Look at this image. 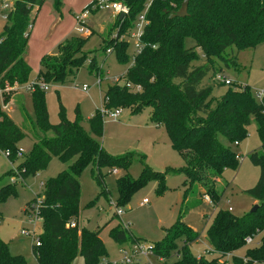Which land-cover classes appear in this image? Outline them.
I'll use <instances>...</instances> for the list:
<instances>
[{"label": "trees", "instance_id": "1", "mask_svg": "<svg viewBox=\"0 0 264 264\" xmlns=\"http://www.w3.org/2000/svg\"><path fill=\"white\" fill-rule=\"evenodd\" d=\"M112 1L124 4L129 10L122 19L115 17L108 38L102 39V51L110 50L119 63L128 59L127 33L145 6H149L140 38L143 47L133 57L124 79V84L138 86L139 91L114 83L102 93L103 109L131 108V114H138L149 108L150 121L165 130L172 148L184 160L181 173L189 189L201 183L206 189L204 194L213 204L219 200L214 188L216 180L224 170L235 169L238 165V156L230 146L247 137L251 121L261 141V151L248 156L250 163L259 169L258 180L253 188L245 191L257 202L256 211L236 218L230 211L218 209L206 230L208 246L218 257L204 260L192 256L189 246L197 235L180 219L167 230L162 242L151 246L153 256L158 264H168L165 260L176 251V261L169 264H226V257L245 246L246 238L259 237V243L247 248L243 259L233 257L232 264H264V89L261 102L252 96L248 86L238 87L233 83L223 95L215 98L211 95V86L203 83L213 71L214 59L238 68L236 58L224 59L226 49L234 47L239 52L264 42V0H191L183 18H170L179 10L182 0ZM43 3L44 0H14L0 35V91L5 97L2 101L0 94V152H8L6 158L10 162L19 158L20 163L12 176L21 180L44 170L53 158L72 162L67 170L48 179L43 192L28 204L42 223V232L36 236L39 245L34 243L31 247L36 264H71L77 256L83 259V264H111L102 261L106 251L99 232L78 227L81 195L78 179L88 165L98 169L101 166L125 169L133 155L114 158L103 151L98 142L103 130L98 110L88 120L90 133L80 125L77 109L76 119L68 121L60 106L59 121L51 125L45 94L38 85H34L30 97L39 134L29 130L30 135L34 134L31 149L25 155L18 153V144L27 137L24 129L28 125L23 126L24 129L16 126L2 109L10 98L4 94L8 92L4 91L6 88L28 84L31 69L24 55L29 19L32 9L40 8ZM60 6L61 0H55L53 7L58 10ZM113 30L117 31L116 37H111ZM186 40L193 44L186 47ZM84 42L79 38L65 40L58 45L57 55L42 57L37 81L62 85L74 77L86 60L82 51ZM200 58L203 62L193 65ZM143 175L155 179L160 192L166 190L161 173L145 168ZM13 183L0 188V203L13 193ZM116 185L118 198L114 205L117 208L126 205L141 180L133 181L124 176ZM72 222L75 226L69 227ZM110 237L116 244L137 242L121 227L111 229ZM178 242L182 244L180 249ZM0 264L27 262L20 255H11L0 239Z\"/></svg>", "mask_w": 264, "mask_h": 264}, {"label": "rangeland", "instance_id": "2", "mask_svg": "<svg viewBox=\"0 0 264 264\" xmlns=\"http://www.w3.org/2000/svg\"><path fill=\"white\" fill-rule=\"evenodd\" d=\"M54 1L44 0L40 10L33 8L31 12L30 36L24 55L31 69L27 85L40 84L36 79L40 69V56L47 52L44 43L34 41L37 33L40 36L38 40L51 39L49 43L53 39H59L57 36L64 37L62 41L84 39L82 51L86 56L85 62L75 71L74 77H70L65 84L48 85L44 96L48 121L51 125L59 121L60 106L68 121L76 119L77 109L80 125L90 133L88 120L97 110L101 112V93L114 83L115 78L118 79V85L124 84L125 74L136 55L134 39L136 29L133 27L127 33L129 34L126 38L128 59L124 63H119L114 53L107 54L102 51V39L108 38V32L103 33L102 30L112 22L113 12L91 11L80 21V17L93 0H76V2L61 0L62 7L60 6L58 10L53 7ZM12 6L13 2H9L3 14H7ZM4 25L5 22L0 20V35ZM82 28L87 29L90 34L81 35L82 33L77 30ZM116 34V30L111 32V36ZM120 38L122 39L123 36L121 35ZM33 42L41 45L33 47ZM192 44L191 40L185 41L186 47ZM53 51V54L57 52L56 49ZM223 57L227 61L236 58L238 68L236 69L231 63L226 65L224 61L214 59L213 71L203 80L204 84L211 86L212 97L217 98L225 93L228 86L223 83L218 85V82L228 80L238 87L248 86L252 96L257 99V94L264 89V42L239 52L234 47L228 48ZM201 62L203 59L200 58L199 61L193 62V65ZM89 64L92 65L91 68ZM83 87L85 90L82 89ZM11 92L12 89H8V92L4 93L10 96L8 102L19 96L18 94L12 97ZM0 94H2L1 100L5 101L3 92L0 91ZM21 95L24 112L32 121L34 131L39 134L30 93L25 91ZM2 109L5 110L3 106ZM117 109H121V112L115 120L110 119L106 114H101L103 130L98 142L103 151L114 158L128 154L133 157L125 169L108 166H101L98 169L95 165H88L82 169L78 179L81 193L78 227L99 232V238L106 251L102 261L114 264L119 263L124 256L122 249L130 254L131 246L130 243H114L110 237L111 229L121 227L126 230L128 236L147 247L162 242L167 230L180 219L185 227L197 235V239L189 246L192 256L202 257L204 260L217 258L218 255L210 250L205 239L206 230L213 221L216 211L218 209L227 211L230 208L232 216L241 218L250 213L256 205L245 194L246 190L255 186L259 176V169L248 159L250 154L261 151V141L256 133L254 121H251L248 127L247 137L242 142L230 146L238 156V165L235 169L223 171L219 183L214 187L219 194V200L213 204L211 201L210 203L205 201V197L209 198V196L204 194L206 189L201 183L189 189L181 173L184 160L172 148L165 130L160 126L156 127L150 121L149 108L138 114H131V108ZM7 115L16 126L24 129L19 111L14 105L8 109ZM24 130L27 131V137L18 144V149L25 155L31 149L34 134L30 135L32 132L30 125ZM29 130L31 132L28 133ZM19 163V158L10 162L4 153L0 152V188L14 182L13 193L0 203V239L7 245L11 255H20L27 264H36L31 247L36 236L42 232V223L28 204L43 192L44 184L48 179L55 178L61 171L67 170L72 162H62L53 158L44 170L35 176H27L24 180L12 176ZM145 168L162 174L166 190L160 192L157 181L143 175ZM124 176L133 181L140 179L141 185L130 194L126 205L116 208L114 205L118 198L116 182ZM143 200H147V203L142 204ZM117 210L122 212L121 215H116ZM21 231L28 234L22 235ZM258 243L259 237H256L250 245L245 244L235 253L228 255L225 259L226 264H232L233 257L243 259L246 249ZM181 246L182 244L178 242V249ZM176 258L177 253L174 251L165 262L173 263ZM140 260L139 264H158L157 258L153 255ZM71 264H83V259L77 256Z\"/></svg>", "mask_w": 264, "mask_h": 264}, {"label": "built area", "instance_id": "3", "mask_svg": "<svg viewBox=\"0 0 264 264\" xmlns=\"http://www.w3.org/2000/svg\"><path fill=\"white\" fill-rule=\"evenodd\" d=\"M9 2H13L14 5V0H0V20H3L5 23L8 20V12L7 14H3V10L6 9L7 5ZM148 4L145 6V9L143 10V12L140 14V16L137 18L135 24H134V28L136 29V33L134 35V39L136 41V53H139L143 47V45L140 43V38L142 36L143 33V27L146 24V20L144 18V15L147 11L148 8ZM12 10V8H11ZM97 10H110L111 12H113V14L116 17H119L121 14H123V16H126L129 12L128 8L120 3V2H115L112 0H93L90 4L89 7H87V9L85 10L84 14L80 17V21H82L84 19V16H86L89 12L91 11H97ZM83 26V25H82ZM79 33H82L81 35H89L90 32L84 28L77 30ZM116 37V36H115ZM110 50H107L106 53H109ZM115 83L118 82V80H114ZM40 84H29L26 86V89L28 91H32L34 85H38L40 89H42L43 91H47L48 90V85L39 82ZM220 83H223L227 86H230L232 82L228 81V80H220ZM127 88H133L136 91H139V87H132L131 84L129 83H125L124 84ZM9 88H6L4 91H8ZM83 90H85V88H82ZM262 99V92L257 94V100L259 102H261ZM5 105H3L4 107ZM5 108V107H4ZM121 109H114V110H106V109H101V114H106L110 119H117V117L120 115ZM263 114H264V109H263ZM18 153H21L20 149L18 151ZM4 155L7 157L8 156V152H4ZM205 201L210 203V200L208 197H205ZM147 200H143L142 204H146ZM228 211H231L230 208H228ZM121 211L117 210L116 211V215L119 216L121 215ZM75 223H70L69 227H74ZM22 235H27L28 233L25 231H21L20 232ZM253 238L248 237L245 239V244L250 245L252 243ZM35 246L39 245V242L37 240H35ZM130 254H127L123 249L121 250V252H123V257L122 259L119 261V263H114V264H139V262L141 261V258H148L149 256H152V247L151 246H147L145 247L144 245L140 244L139 242H134L132 244H130Z\"/></svg>", "mask_w": 264, "mask_h": 264}, {"label": "crops", "instance_id": "4", "mask_svg": "<svg viewBox=\"0 0 264 264\" xmlns=\"http://www.w3.org/2000/svg\"><path fill=\"white\" fill-rule=\"evenodd\" d=\"M64 2H65V0H64ZM74 2H76V0H74ZM42 7V6H41ZM40 7V8H41ZM61 7H62V4H61ZM40 8H39V10H40ZM31 15H32V13H31ZM115 15H114V18H113V20H112V22L108 25V26H106L102 31H103V33H105L106 31L107 32H109V29L112 27V25L114 24V20H115ZM54 20V19H53ZM29 31H30V27H29ZM29 36H30V32H29ZM38 33H37V36L35 37V39H34V41H37V42H41V43H44L45 44V46H46V50H47V52L46 53H43V55L42 56H40L41 58H40V60L42 59V57H44V56H54V55H57V52L56 53H54L53 54V50H57V47H58V45H60L61 43H63L64 41H62L63 39L62 38H64V37H62V36H57V38H59V39H53V41L51 42V43H49L50 41H51V39H49V40H38ZM115 36V35H114ZM113 35L111 36V37H114ZM40 37V36H39ZM61 38V39H60ZM28 40H29V37H28ZM37 42H33V47H39L41 44H39V43H37ZM46 43H49V45H46ZM28 44V43H27ZM29 45L31 46V43L29 42ZM45 46L42 48V50L45 48ZM106 53V52H105ZM25 54H26V51H25ZM107 54H111V52H109V53H107ZM25 59V58H24ZM114 80H118V79H114ZM113 80V81H114ZM115 83V82H114ZM113 83V84H114ZM32 84V83H31ZM123 85V84H122ZM26 86L27 85H25V87L24 86H18V85H14L12 88H10V89H12V92H11V96L13 97V96H16V95H18L19 94V96H18V98H14V100H10L7 104H5V110H3L6 114H7V111H8V109H10V107L12 106V105H14V107H16V109L19 111V115H20V117H21V122H22V124L21 125H24V126H27V125H30V127H31V129L34 131V128H33V125H32V121L30 120V118L28 117V115H27V113L26 112H24V106H23V100H22V93L23 92H25V91H27V92H31V91H28L27 89H26ZM111 86V85H110ZM103 93V92H102ZM102 93H101V96H102ZM102 102V101H101ZM24 115H25V118H23L24 117ZM28 127V126H27ZM35 132V131H34ZM216 183H219V180H216ZM252 203H255V204H257V202H255V201H253ZM77 224H78V226H79V222H78V220H77Z\"/></svg>", "mask_w": 264, "mask_h": 264}, {"label": "water", "instance_id": "5", "mask_svg": "<svg viewBox=\"0 0 264 264\" xmlns=\"http://www.w3.org/2000/svg\"><path fill=\"white\" fill-rule=\"evenodd\" d=\"M190 1L191 0H182L180 7H179V10L175 14H171L170 18H174V17L183 18L184 16H186L187 7H188V4ZM123 17H124L123 14H121L119 16V20L122 19ZM257 207H258L257 205L253 206L250 213H254L256 211Z\"/></svg>", "mask_w": 264, "mask_h": 264}]
</instances>
